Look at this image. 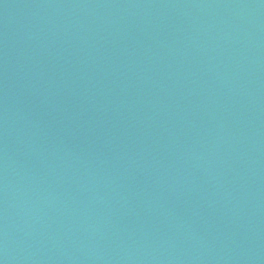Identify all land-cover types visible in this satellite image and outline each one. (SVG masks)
Returning a JSON list of instances; mask_svg holds the SVG:
<instances>
[{
    "label": "water",
    "instance_id": "95a60500",
    "mask_svg": "<svg viewBox=\"0 0 264 264\" xmlns=\"http://www.w3.org/2000/svg\"><path fill=\"white\" fill-rule=\"evenodd\" d=\"M0 264H264V0H0Z\"/></svg>",
    "mask_w": 264,
    "mask_h": 264
}]
</instances>
